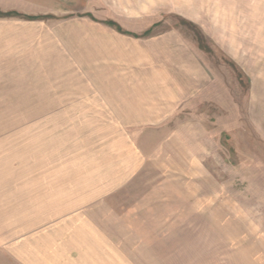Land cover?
I'll use <instances>...</instances> for the list:
<instances>
[{
	"label": "rangeland",
	"instance_id": "obj_1",
	"mask_svg": "<svg viewBox=\"0 0 264 264\" xmlns=\"http://www.w3.org/2000/svg\"><path fill=\"white\" fill-rule=\"evenodd\" d=\"M0 12L18 15L0 18V264L57 188L100 212L123 264H264V0Z\"/></svg>",
	"mask_w": 264,
	"mask_h": 264
},
{
	"label": "crops",
	"instance_id": "obj_2",
	"mask_svg": "<svg viewBox=\"0 0 264 264\" xmlns=\"http://www.w3.org/2000/svg\"><path fill=\"white\" fill-rule=\"evenodd\" d=\"M85 17L107 27H112L108 25L111 21L121 27L113 20L99 21L90 13ZM153 28L154 26L142 35L125 31L122 27V32L115 29L123 36L137 39L151 36ZM58 182L56 186L62 185L61 181ZM65 191L66 188L53 189L55 193L51 195V200L61 203L55 208L52 204H49V209L43 208V215L47 219L45 223L38 228L29 229L21 237L8 240L9 242L4 241L3 244L9 247L20 264H46L49 260L52 264H123V245L107 241L103 236L107 235V230L103 221L99 220L100 212L80 209L76 204L68 208L67 203H75L77 197H74V194L76 195L77 190L67 188V192L74 194H65Z\"/></svg>",
	"mask_w": 264,
	"mask_h": 264
},
{
	"label": "trees",
	"instance_id": "obj_3",
	"mask_svg": "<svg viewBox=\"0 0 264 264\" xmlns=\"http://www.w3.org/2000/svg\"><path fill=\"white\" fill-rule=\"evenodd\" d=\"M16 16H18L17 13H11V12L1 13L0 12V18H12V17H16ZM42 18H47V17H41V16H39V17H29V19H31V20H37V19H42ZM108 25L112 26V27H115L119 32H122L121 27L118 26L116 23L111 21V22H108ZM202 40L203 39L199 38L200 44H202ZM201 47H202V45H201Z\"/></svg>",
	"mask_w": 264,
	"mask_h": 264
}]
</instances>
